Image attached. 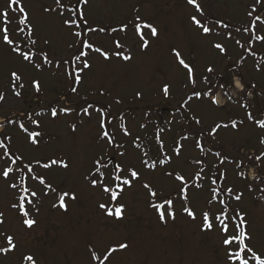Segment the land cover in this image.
<instances>
[{"label": "snow or ice", "instance_id": "1", "mask_svg": "<svg viewBox=\"0 0 264 264\" xmlns=\"http://www.w3.org/2000/svg\"><path fill=\"white\" fill-rule=\"evenodd\" d=\"M88 2L89 0H53L52 5L41 6L44 16L55 14L60 17L62 26L75 37L69 44V48L73 49L72 54L59 59L51 58L47 49L38 47V24L26 0H7L0 8V41L8 46L22 64L36 72L54 70L58 76H63L69 82L71 93V96L62 95L46 109L42 108L34 113L18 112L17 119L8 117L0 121V129L15 126L24 144L28 148L39 150L42 144L49 142L43 131L46 116L53 121L79 116L78 122L72 121L68 125L73 133H77L78 128L84 127L86 122L91 124L95 121L99 151L92 160L85 180L91 188L98 189L105 195L107 202L98 204L105 217L117 222L126 219L128 205L124 202L125 194L139 184L147 194L149 209L160 223L167 225L169 221H176V205L179 203L181 214L193 222L198 221L202 233H214L218 236L225 264H264V249L252 242L253 235L249 231L247 214L233 206L242 201L244 192H237L227 183L230 172L235 169L239 178L254 182L246 184L247 190L256 192L258 200H264V150L244 159L222 154L221 150L214 151L208 147L216 141L221 130L239 132L242 127L247 126L246 120L264 130V112L254 114L250 111L249 101L256 84L249 83L240 71L251 56L255 71L264 72V55L257 58V48L264 46V0H252L245 13L247 23L238 27L208 14L201 0H185L186 5L194 9V13L189 14V23L199 35L209 40L210 47L218 56L231 59L228 55L229 42L243 52L226 71L219 70L215 64H207L201 72L196 62L187 59L179 47H171L170 55L184 72L183 87L186 95L177 104V110L171 119L164 121L163 125L155 124L151 138L133 134L125 115L111 111L112 103H123L119 96L114 97L112 103L99 107L87 102L86 97L81 98L85 101L83 104H69L72 96L80 95L93 71L94 57L107 63L115 59L131 62L134 59V49L149 51L161 37L159 26L138 14L118 26H92L84 11ZM135 11L138 12L139 9ZM97 36H103L111 47L97 44ZM44 44L50 45L51 41L45 39ZM8 81L7 89L0 90V104L7 102L9 93L17 101H22L26 87L32 89L36 99L44 94L42 80L37 77L28 79L20 69L11 70ZM159 92L165 100L172 97L174 93L171 82L162 83ZM100 95L111 93L100 90ZM143 98V91L135 92L136 100ZM194 104H207L210 108L226 111H230V106L238 105L245 110V118H233L227 122L219 120L205 127L204 117L193 107ZM177 116L182 117V121L176 119ZM149 123L152 122L141 123L139 128L146 130ZM173 123H183L187 127L178 138L172 140L169 147L167 133L172 131ZM259 143L264 145V135L260 136ZM130 148L135 152L136 162L130 157ZM190 150L197 152V155L189 159L185 154ZM69 167V162L62 156L30 157L26 149L22 150L18 146L16 136L7 132L0 133V180L14 194L10 209L28 230L37 226L36 216L39 215L45 198L54 196L52 208H59L64 212L68 211L69 201L77 200L74 190L55 185L48 175L57 168L67 170ZM157 171L174 183L175 187L171 191L158 186L154 180H149L144 175L145 172ZM204 194L205 207L201 209L198 204ZM6 223L5 212L0 211V228H4ZM0 238V256L8 257L9 254L19 252L20 241L14 232L0 231ZM87 247L91 264H112L114 254L129 249L130 244L128 241H119L106 245L100 252L95 244L89 243ZM18 264H38V257L33 252L21 253Z\"/></svg>", "mask_w": 264, "mask_h": 264}, {"label": "rangeland", "instance_id": "2", "mask_svg": "<svg viewBox=\"0 0 264 264\" xmlns=\"http://www.w3.org/2000/svg\"><path fill=\"white\" fill-rule=\"evenodd\" d=\"M7 0H0V8ZM75 2V0H73ZM27 6L38 24V47L49 51L51 58L59 59L70 56L73 49L69 48L75 37L62 26L60 17L44 16L41 6L52 5L53 0H26ZM206 12L218 19L230 22L234 27L247 23L245 15L252 0H201ZM139 9L138 12L135 10ZM89 24L105 28L118 26L127 22L134 15L154 21L160 29L161 37L157 44L149 51L133 50V61L122 62L119 59L111 63L94 57V68L80 91L79 96H72L69 104L85 103L94 106L110 104L113 98L119 96L123 103H112L113 113H123L127 119L129 129L133 134L151 138L155 124L163 125L164 121L172 118L177 110V104L185 97L183 87L184 72L176 65L169 49L179 47L182 54L196 62L203 72L207 64H215L219 70L226 71L243 52L234 43L229 42L231 59L221 58L210 47L207 38L199 35L189 23V14L194 13L185 0H89L84 6ZM11 15V13H10ZM199 18V17H198ZM20 35V34H18ZM49 39L50 45L44 40ZM23 37L21 36V42ZM243 42V40H242ZM97 44L111 47L103 36L96 37ZM264 55V46L257 48V58ZM20 69L26 78H40L44 84V94L36 99L30 87L23 90L22 101H17L8 94L7 102L0 104V121L8 117L17 119L18 112H36L46 109L50 103H55L62 95H69V82L56 72H36L34 69L22 64L20 59L12 54L8 46L0 41V90L7 89L8 73ZM249 83L256 84L253 96L249 103L254 114L264 112V72H256L253 57L249 56L240 69ZM166 81L172 84L173 96L165 100L159 92L160 85ZM105 90L111 95H100ZM143 91V100L135 99L136 91ZM193 107L204 117L205 127L214 122H225L235 118L244 119L245 110L238 105L230 106V111L213 109L207 104H194ZM176 119L182 121V117ZM79 121V116L73 115L66 119L53 121L45 117L43 131L45 139L49 142L42 144L39 150L28 148L21 134L15 126H6L0 133H10L17 137V144L22 150L26 149L28 155L35 157L62 156L69 162V169H55L48 175L52 182L60 187L72 189L77 193L76 201H69L67 212L59 208H52L55 197L50 196L43 200L39 215L36 216L37 226L32 230L24 228L16 213L9 205L14 202V194L7 184L0 180V211L5 212L6 225L0 231L14 232L20 241V250L8 257L0 256V264H18L21 253L33 252L38 257V264H91L87 245L95 244L98 252L103 251L106 245L119 241H128L129 249L114 254L112 264H225L224 252L220 246L219 238L214 233H202L199 222H193L180 212V204L176 205L177 219L169 221L167 225L160 223L148 207L147 194L139 184L127 190L124 202L128 205L126 219L115 221L105 217L99 209V203H106L105 195L98 189H93L85 180L92 166V160L99 151L96 143L98 128L93 121L86 122L79 127L77 133L69 128V123ZM149 123L146 130L140 129L141 123ZM246 127L239 132L234 130H221L216 141L208 145L213 150H221L232 157L246 159L264 150L259 143L264 130L255 126L251 121H245ZM34 127V126H33ZM187 127L183 123H173L172 131L167 133V142L171 147L172 140ZM119 139V137H118ZM126 139V138H125ZM145 143V148H147ZM130 157L135 161V152L129 149ZM186 158L197 155L195 151L185 154ZM119 158H117L118 160ZM214 159V158H212ZM191 171V170H189ZM260 171V170H258ZM149 180H154L158 186L171 191L174 183L156 173L145 172ZM228 185L237 192L243 191L241 202L233 206L245 212L249 221V231L253 235V244L264 249V200L257 199L256 192H249L246 184L250 180H243L236 175L235 169L230 172ZM254 184V182H253ZM206 194L200 200L198 207H205ZM2 244V238H0Z\"/></svg>", "mask_w": 264, "mask_h": 264}]
</instances>
